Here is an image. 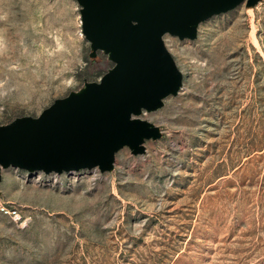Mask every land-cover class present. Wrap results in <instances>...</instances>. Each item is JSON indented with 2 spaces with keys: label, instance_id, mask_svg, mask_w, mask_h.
Returning <instances> with one entry per match:
<instances>
[{
  "label": "rangeland",
  "instance_id": "rangeland-1",
  "mask_svg": "<svg viewBox=\"0 0 264 264\" xmlns=\"http://www.w3.org/2000/svg\"><path fill=\"white\" fill-rule=\"evenodd\" d=\"M183 86L140 118L162 139L112 172H2L0 264H264V0L166 35ZM76 0H0V126L113 68Z\"/></svg>",
  "mask_w": 264,
  "mask_h": 264
},
{
  "label": "water",
  "instance_id": "water-1",
  "mask_svg": "<svg viewBox=\"0 0 264 264\" xmlns=\"http://www.w3.org/2000/svg\"><path fill=\"white\" fill-rule=\"evenodd\" d=\"M90 58L108 56L113 68L99 82L59 99L39 117L0 126V182L8 169L46 175L99 169L112 172L116 155L163 133L140 117L164 107L183 86L166 35L194 41L199 26L241 4L262 0H76Z\"/></svg>",
  "mask_w": 264,
  "mask_h": 264
},
{
  "label": "built area",
  "instance_id": "built-area-1",
  "mask_svg": "<svg viewBox=\"0 0 264 264\" xmlns=\"http://www.w3.org/2000/svg\"><path fill=\"white\" fill-rule=\"evenodd\" d=\"M0 213L4 215H14L16 214V210H11L9 206L6 205V203L2 202L0 200Z\"/></svg>",
  "mask_w": 264,
  "mask_h": 264
}]
</instances>
